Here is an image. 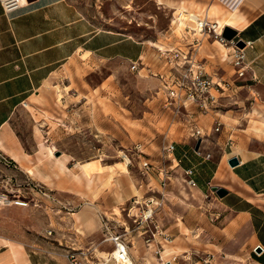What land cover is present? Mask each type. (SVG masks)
<instances>
[{
	"label": "crops",
	"instance_id": "crops-1",
	"mask_svg": "<svg viewBox=\"0 0 264 264\" xmlns=\"http://www.w3.org/2000/svg\"><path fill=\"white\" fill-rule=\"evenodd\" d=\"M218 8L222 12L214 14L217 20L231 11L239 17V25L243 24L240 28H225L234 30L235 41L244 43L243 62L247 69L238 77L228 58L235 78L229 80L228 73L213 71L217 67L211 61L207 64L197 56L201 39L208 35L203 32L191 42L182 39V46L177 47L184 52L192 51L202 71L219 88L212 91L217 97L212 109L203 114L195 110L188 117H176L170 109H163L161 93L154 94L152 103L156 110L151 114V122H162L163 127L160 133L155 130L147 141L156 146L149 155L157 159L156 164L162 165L161 169L169 178L165 186L157 190L158 197L163 196V205L156 219L170 240L168 244L173 243L168 223L175 217L165 191L173 179H178L175 174L179 173L184 180V172L189 170L195 186L185 183L194 193L205 195L213 186L227 192L222 198L212 192L208 195L210 204L216 208L215 221L209 230L214 240L208 244L214 264H240L241 260L246 264H264V0H239L231 10ZM156 42L101 29L69 0H22L21 6L9 13L0 5V156L10 164L9 170L4 166L10 178H16L15 173L24 174L50 192L59 208L48 212L51 220L45 232L50 230L53 240L64 247L65 252L97 245L92 240L100 233L102 216L131 226L125 213L113 216L110 212L114 208L120 211L135 193L121 180L110 192H106L103 183L93 188L86 175L103 173L102 165L86 163L88 171L85 172L76 167L78 163H71L69 154L61 152L54 157L58 150L47 142L42 143L33 131L28 143L22 141L13 121L22 106L38 96L45 83L72 62L85 61L96 66L118 62L129 69L135 63L134 72L138 76L160 79L171 66ZM220 49L222 61H226L230 49ZM211 58L214 59V55ZM217 60L214 59L215 65L219 64ZM217 122L220 126L215 132ZM194 129L200 130L201 137H190ZM197 140L200 144L195 150ZM166 145H172L168 156L161 152ZM149 147L150 144L146 148ZM232 157L238 160L235 167L227 163ZM157 174L162 182L161 175ZM187 217L182 219L189 226ZM190 221L191 218L187 220ZM127 238L146 247L139 233H130ZM182 247L178 248L182 250ZM256 248L260 249L259 253ZM166 256L170 257V264H179L177 254ZM5 264L23 262L9 260Z\"/></svg>",
	"mask_w": 264,
	"mask_h": 264
},
{
	"label": "rangeland",
	"instance_id": "rangeland-1",
	"mask_svg": "<svg viewBox=\"0 0 264 264\" xmlns=\"http://www.w3.org/2000/svg\"><path fill=\"white\" fill-rule=\"evenodd\" d=\"M69 1L99 28L115 30L149 43L158 40L156 46L162 51L182 46V39L191 42L195 37L202 36V33H197V15L202 20L206 11L216 6L228 9L221 0ZM181 11L186 19L179 14ZM206 18L211 24L217 20L213 15ZM179 19L182 25L178 24ZM211 33L207 31L205 34L209 36L205 35L201 39L197 56L206 60L207 64L211 61L217 67L213 71H218V74L228 73L227 79L232 80L236 76L228 52L226 61H222L223 53L218 44L214 43ZM232 41L236 42L235 38ZM224 44L227 47L233 45L228 40ZM213 55L214 59H218V65L214 64L211 58ZM159 81L157 77L142 78L118 62L98 66L85 61L72 62L48 80L38 96L32 97L22 106L13 124L22 141L28 143L33 131L40 136L42 143L47 142L50 147L57 149L58 156L61 152L69 154L71 163H78L76 167L79 169L91 162L102 165L103 173L86 175L93 188L103 183L106 192H110L118 181H125L142 203L147 197H158L157 190L163 187L157 174L162 165L156 164L157 159L150 156L156 146L149 143L150 147L146 148L154 131L160 133L163 127L162 122H151V114L156 110L152 102ZM136 143L144 147L147 144L144 153L132 149ZM146 160L152 166L144 170L141 165ZM4 166L9 170L7 167L10 164L0 157V194H7L14 200L19 197L27 205L0 203V254L13 245L21 250L20 260L23 264L28 261L30 264H68L66 249L57 245L53 233L47 235L45 232L51 220L48 212L58 210V204L39 195L32 188V180L24 174L15 173L16 178H10L11 174L4 170ZM176 175L178 179H173L165 191L170 211L175 217L168 223L173 243L164 246L161 263L154 255L152 246L144 247L134 240L129 241L132 264H164L165 260L170 259L166 256L168 253L177 254L176 262L179 264H214L212 248L208 245L210 240H214L210 238L209 230L215 221L213 212L216 210L209 202L211 191L205 195L196 194L187 188L186 176L182 180L179 173ZM110 213L120 216L118 208ZM186 217L189 226L183 223L182 218ZM189 218L190 223L187 222ZM103 233L100 228L99 235L92 240L97 244L93 246L97 258H102L101 255L105 256L112 250L110 243L103 242ZM106 264L114 263L109 261ZM240 264L246 263L241 260Z\"/></svg>",
	"mask_w": 264,
	"mask_h": 264
},
{
	"label": "built area",
	"instance_id": "built-area-1",
	"mask_svg": "<svg viewBox=\"0 0 264 264\" xmlns=\"http://www.w3.org/2000/svg\"><path fill=\"white\" fill-rule=\"evenodd\" d=\"M21 4L22 0H0V5L6 13L18 9ZM199 28L203 33H207V31L212 32L211 34L215 41H219L222 44L226 42L222 37L223 29L219 35L217 34V23L211 24L204 20ZM231 42L233 44L230 47L232 51L228 52V58H230L233 66L236 68L237 76L242 77L247 69L243 62L242 49L237 48L234 41L231 40ZM160 52L171 66L169 72L160 78V85L157 90L162 95L163 109H170L176 117H188L195 110L203 114L212 109L213 105L217 102V97L212 94V91L219 87H215L212 80L202 71L195 58V54L192 51L184 52L179 48L160 50ZM136 68L137 65L135 63L130 65V70L135 71ZM219 126L220 124L218 122L215 123L213 130L215 132L219 131ZM190 137L193 139L201 137L200 130L194 129ZM144 148V145L141 143H136L132 147L133 150L141 153H144ZM161 152L166 156L170 155L172 145L164 146ZM2 159L9 164L4 158ZM151 166L148 160H146L142 162L141 168L146 170L150 169ZM158 173L162 177V186H165V183L169 180L166 172L160 168ZM184 175L187 177L186 183L194 187L195 182L191 178L192 172L189 170L185 171ZM32 188L42 197L55 202L50 192L40 183L33 182ZM15 199L9 198L7 194H0V203L5 205L15 204L18 206L27 205V202L19 197ZM162 205V195L161 197H147L142 203L138 201L136 196L132 197L130 202L120 210L130 220L131 226L126 227L120 225L117 221L107 216L101 217V228L104 232L103 242L111 244L112 250L110 254L114 251L118 255L112 257L109 255V259L97 258L94 254L95 250L93 247L86 249L72 248L68 249L65 254L68 264H106L109 261H112L114 264H132L128 246L129 240L127 238L130 233H139L143 244L152 246L154 255L162 263L163 257L161 255L164 250V245H167L170 241L166 232L156 219V211ZM119 229H122V232H119ZM46 233L47 235H51L52 232L48 230ZM164 264H170V261L165 260Z\"/></svg>",
	"mask_w": 264,
	"mask_h": 264
},
{
	"label": "bare ground",
	"instance_id": "bare-ground-1",
	"mask_svg": "<svg viewBox=\"0 0 264 264\" xmlns=\"http://www.w3.org/2000/svg\"><path fill=\"white\" fill-rule=\"evenodd\" d=\"M238 0H221L220 2L223 4V5H225V7H228V9L229 8H232L233 7V5L237 2ZM216 11H218V12H220L221 11V8H218V7H216V8H213V9H210V10H208V11H206V16H208V15H213L214 16V14L216 13ZM179 14L181 15V16H185V19H186V15L184 14L183 15V11H181V12H179ZM180 16V17H181ZM198 16V18H199V22L196 24V27H197V33H202L201 31H200V25H201V23L204 21V19H200V17H199V15H197ZM222 20H220V19H218L217 21H216V23H217V25H218V29L216 30L217 31V34L219 35L220 33H221V31H222V29H224L225 27H231V28H240V27H242V23H240V25H239V23H238V21H240L239 20V17L237 16V14H236V12H231V11H228V12H225V14H223L222 15ZM178 21V20H177ZM182 20L181 19H179V21H178V24L179 25H182ZM217 43H218V45L223 49V50H225L226 51V49L228 48V49H230V47H227V46H225L224 44H222V43H220L219 41H217ZM231 50V49H230ZM255 122V121H254ZM251 124V123H250ZM256 126V125H255ZM258 132V131H257ZM261 132V131H260ZM259 133V132H258ZM124 161H126V163H127V160L125 159ZM125 163V162H124ZM81 167V169L82 170H84L85 172H87L88 171V166L87 165H83V166H80ZM5 240V239H4ZM7 241V240H6ZM7 247V246H6ZM169 247V246H168ZM170 250V249H169ZM22 252H21V250H18L17 249V247H15V246H11V247H9V249L6 251V252H3V254H0V262H2V264H5V262H7L8 260H11V261H14V262H17V263H20L21 262V260H20V256H22V254H21ZM111 253V252H110ZM105 254V253H101V254H105V256L104 255H101L102 256V258H108V257H110L109 255H111V257L112 256H117L118 254L116 253V252H114V251H112V254ZM163 255V254H162ZM101 258V257H100ZM109 259V258H108Z\"/></svg>",
	"mask_w": 264,
	"mask_h": 264
},
{
	"label": "water",
	"instance_id": "water-1",
	"mask_svg": "<svg viewBox=\"0 0 264 264\" xmlns=\"http://www.w3.org/2000/svg\"><path fill=\"white\" fill-rule=\"evenodd\" d=\"M235 35H236V32L230 28H225L222 31V37L228 41H231L235 37ZM235 46L237 48L242 49L244 47V43L238 40L235 42ZM199 144H200V140H197L196 145H195V150L198 149ZM56 156H58V153H56ZM227 163L230 167H235L238 165V160L235 157H232L227 161ZM210 190L212 193H215L219 198H222L227 194L226 190L216 187V186L211 187ZM256 252L259 253L260 249L256 248Z\"/></svg>",
	"mask_w": 264,
	"mask_h": 264
}]
</instances>
